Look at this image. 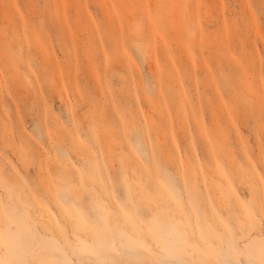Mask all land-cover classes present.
I'll return each instance as SVG.
<instances>
[{"label": "rangeland", "instance_id": "374dc122", "mask_svg": "<svg viewBox=\"0 0 264 264\" xmlns=\"http://www.w3.org/2000/svg\"><path fill=\"white\" fill-rule=\"evenodd\" d=\"M125 248L264 264V0H0V264Z\"/></svg>", "mask_w": 264, "mask_h": 264}, {"label": "bare ground", "instance_id": "6f19581e", "mask_svg": "<svg viewBox=\"0 0 264 264\" xmlns=\"http://www.w3.org/2000/svg\"><path fill=\"white\" fill-rule=\"evenodd\" d=\"M162 25H163V23H162ZM63 198H65L64 195H63ZM31 217H32V219L34 221H38V219L36 217H34L33 215H31ZM40 223L41 224L44 223V220L41 221ZM46 228L48 230H52L51 226H49V225ZM216 249L217 250L221 249V244L219 242L216 243ZM124 252L128 256H132V257L138 258L141 261L142 264H145L146 256H148V253L145 250H143V249H135V250H133V249L125 248ZM58 257H62V256L58 255ZM114 257H115L117 263L121 262V258L120 257H118L117 255H114ZM77 258H78L79 261H82V262L88 260L92 264H103V262H101L97 258V256H95L92 253H87V254L77 253ZM187 259L189 260V258H187V257L183 258L184 261L187 260ZM183 260L182 259L178 260L176 258H168V257H166L164 259V264H184ZM205 260H206L207 263H210L209 262V260H210L209 258L205 259ZM227 262H228V264H238V263L234 262L232 259H228ZM64 264H68V263H64Z\"/></svg>", "mask_w": 264, "mask_h": 264}]
</instances>
